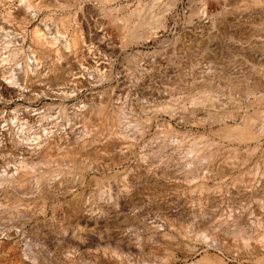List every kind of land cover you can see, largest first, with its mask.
<instances>
[{"label":"rangeland","instance_id":"rangeland-1","mask_svg":"<svg viewBox=\"0 0 264 264\" xmlns=\"http://www.w3.org/2000/svg\"><path fill=\"white\" fill-rule=\"evenodd\" d=\"M110 6L118 11L105 14L101 0H0V60L9 55L12 70L16 69L20 83L29 88L26 98L12 88L0 96V264H194L206 255L223 261L221 264H264V245L256 251L239 243L240 234L255 237L253 244L257 246L264 241V134L249 141H231L223 129L225 124L241 123L245 117L264 111V0H118ZM128 17L133 29L139 23L150 25L136 27L135 35L147 36L138 44L126 45L129 37L121 29V18ZM207 17L214 19L212 24ZM156 24L153 30L149 28ZM217 27L223 28L221 33ZM36 30L44 38L67 32V39H71L76 32L86 46L92 43L93 59L105 66L100 72L105 78L96 72L87 53L82 56L81 49H67L63 39L45 58L34 42ZM32 57L48 77L26 85L23 68ZM52 63L69 70L51 77L47 67ZM80 72H84V82L75 84L72 75L80 76ZM65 80H70L68 89L73 91L68 100L62 93ZM44 91L47 97L38 101L30 98ZM206 97H211L206 104L193 103ZM99 104L109 106V111L122 110L121 126L144 129L123 141L126 158L117 163L116 156H105L97 172L84 178L78 173L53 178L39 191L32 190L30 181L57 167L36 171L14 182L15 186L26 185L20 201L14 200L17 191L11 186L10 175L29 158L26 151L8 142L13 135L23 139L20 122L14 124L15 112L30 109L56 116L66 109L90 115ZM4 119L6 131L2 129ZM63 123L53 127L64 138L59 147L80 149L85 154L100 151L119 128L117 124L112 136L102 132L94 145L83 146L97 128L84 131L80 117L72 124ZM41 125L53 124L35 119L31 139L33 132L42 134ZM172 138L179 143L172 146ZM191 150L216 159L236 157V164L208 176L204 172L212 158L189 164ZM148 175L158 180L150 181ZM239 177L244 178L243 186L235 188ZM121 179L134 180L128 206H133L137 217L111 218L97 226L86 223L83 213L72 217L76 207L100 205L103 190L115 193L121 189ZM76 224L89 225L96 233H78ZM64 230L70 236L61 235ZM117 230L128 232L129 237L119 240L105 235ZM198 230L219 235L223 246L208 247L200 242Z\"/></svg>","mask_w":264,"mask_h":264},{"label":"bare ground","instance_id":"bare-ground-1","mask_svg":"<svg viewBox=\"0 0 264 264\" xmlns=\"http://www.w3.org/2000/svg\"><path fill=\"white\" fill-rule=\"evenodd\" d=\"M104 4H105V8H104V13H108L109 15L111 13H113L116 8H114L113 6L108 7L109 3H116L118 0H101ZM153 1V0H152ZM254 3L257 2V0H253ZM155 3V2H154ZM153 3V4H154ZM259 3V2H258ZM152 5V4H151ZM257 5V4H256ZM205 6V5H203ZM242 6V5H241ZM150 7V6H149ZM206 7V6H205ZM204 7V8H205ZM154 8V7H153ZM140 9V8H139ZM206 9V8H205ZM236 9V8H235ZM262 9V8H261ZM150 10V9H149ZM152 10V9H151ZM198 10V9H197ZM239 10V9H238ZM241 10V9H240ZM118 11V9L116 10V12ZM120 11V10H119ZM237 11V10H236ZM252 11V10H251ZM133 12V11H132ZM166 12V11H165ZM164 12V13H165ZM198 12V11H197ZM235 12V11H234ZM144 13V12H143ZM147 13V12H146ZM199 13V12H198ZM201 13V12H200ZM199 13V15H200ZM236 13V12H235ZM234 13V14H235ZM228 14V13H227ZM226 14V15H227ZM231 14V13H229ZM232 14H233V10H232ZM231 14V15H232ZM251 14V13H250ZM259 14V13H258ZM257 14V15H258ZM103 15V14H102ZM153 15V14H152ZM151 15V16H152ZM162 15V14H161ZM261 15V13H260ZM105 16V15H104ZM116 16V15H115ZM139 16V15H138ZM147 16V15H146ZM155 16V15H154ZM208 16V15H207ZM210 16V15H209ZM250 16V15H249ZM248 16V17H249ZM121 17V16H120ZM123 17V16H122ZM164 17V16H163ZM203 17V16H202ZM226 18L228 16H225ZM231 17V16H230ZM233 17V16H232ZM254 17V16H253ZM101 18V17H100ZM142 18V17H141ZM160 18V17H159ZM167 18V17H166ZM165 18V19H166ZM208 18V17H207ZM211 18V17H210ZM225 18V19H226ZM234 18V17H233ZM237 18V17H236ZM122 22V30L125 31V34H127V37H129L128 42H126V45L131 44L133 42H136L140 39H145L147 38V36L144 34H141L140 36L135 35V31H136V27L142 28L144 26L149 25V23H139L136 24L134 29L131 27L132 24V19L131 17L128 18H121ZM205 19V18H204ZM209 19V18H208ZM229 19V18H228ZM231 19V18H230ZM229 19V21L232 23V21ZM239 19V18H237ZM236 19V21H238ZM151 20V19H150ZM161 20H162V16H161ZM167 20V19H166ZM212 20H214L212 18ZM212 20H208L210 21V23L212 24ZM235 20V19H234ZM254 20V19H253ZM144 21V20H143ZM157 21V20H156ZM159 21V20H158ZM191 21V20H190ZM203 21V20H202ZM217 21V20H216ZM226 21V20H225ZM223 20L222 23L225 22ZM239 21L241 22V20L239 19ZM243 21H246L245 18ZM250 21V20H248ZM141 22V21H140ZM205 22V21H203ZM235 21H233L234 23ZM116 23V22H115ZM209 23V22H208ZM215 23V21H214ZM213 23V24H214ZM227 23V21H226ZM230 23V24H231ZM244 23V22H243ZM246 23V22H245ZM197 24V23H196ZM201 24V23H200ZM229 24V25H230ZM236 24V23H235ZM238 24V23H237ZM240 24V23H239ZM238 24V25H239ZM247 24V23H246ZM250 24V23H249ZM103 25V24H102ZM115 25V24H114ZM119 25V24H118ZM166 25V23H165ZM210 25V24H209ZM216 25L214 26V28H216ZM222 25V24H220ZM228 25V24H227ZM228 25V26H229ZM150 26V25H149ZM211 26V25H210ZM226 28L227 32L228 28H230L232 26V24L230 25V27ZM243 26V24H242ZM246 26V25H245ZM244 26V27H245ZM106 27V26H105ZM157 27L156 25H152L151 27H149L150 29L153 30V28ZM213 27V25H212ZM225 27V26H223ZM234 27V26H232ZM231 27V28H232ZM240 27V26H239ZM96 28V27H95ZM100 28V27H99ZM98 28V29H99ZM222 28V27H221ZM220 28V29H221ZM235 28V27H234ZM238 28V27H236ZM218 29V27H217ZM215 29L216 31H220V29ZM223 29V28H222ZM233 29V28H232ZM241 29V28H239ZM238 29V30H239ZM246 29V28H245ZM157 30V28H156ZM206 30H208L206 28ZM212 30H214L212 28ZM236 30V29H235ZM242 30V29H241ZM241 30H239L241 32ZM250 30V29H248ZM138 31V28H137ZM211 31V30H210ZM218 31V32H219ZM225 33V31H222V33ZM236 32V31H235ZM238 32V31H237ZM240 32H238L240 34ZM59 33V32H58ZM82 33V32H81ZM104 33V32H103ZM128 33H130V36H128ZM216 33V32H215ZM221 33V31H220ZM218 33V35L220 34ZM244 33L247 35V33H249L247 31V33L244 31ZM60 34V33H59ZM65 35H55L54 37H47L46 38L43 37V35L41 34L40 30H36L35 32V38H34V42L36 43V45L38 46V48L41 50L42 55L45 58H48L51 54V52L53 51V47L55 45H57L58 43H61L60 39H63L65 41V46L67 49H74V50H78L81 49V55L85 56V53H87L89 55L88 60L90 62H92L93 56H94V51L92 49H94L95 47H93L92 43L89 44L88 46H86V41L83 38H80L77 33L75 32L72 35L71 39H67L66 34L67 32L63 33ZM88 34V33H87ZM156 34V33H155ZM206 34V33H205ZM232 34H234V32H232ZM242 34V33H241ZM244 34V35H245ZM48 35V34H47ZM68 35V34H67ZM148 35V34H147ZM210 35V33H209ZM50 36V35H49ZM229 36V35H227ZM231 36V35H230ZM248 36V35H247ZM250 36V35H249ZM258 36V35H257ZM151 37V36H150ZM149 37V38H150ZM215 37V36H214ZM222 37V36H220ZM233 37V36H232ZM88 38V37H87ZM219 38V37H218ZM217 38V39H218ZM230 38V37H229ZM238 38V37H237ZM241 38V37H240ZM250 38V37H249ZM211 39V38H210ZM225 39V37H224ZM223 39V40H224ZM246 39V38H243ZM248 39V38H247ZM253 39V38H252ZM127 40V39H126ZM235 40V39H234ZM254 40V39H253ZM148 41V40H147ZM226 41V40H224ZM233 41V39H232ZM239 41V40H236ZM233 41V42H236ZM255 41V40H254ZM258 41V40H257ZM260 41V40H259ZM142 42V41H141ZM231 42V41H229ZM259 43H263L259 42ZM138 44V43H137ZM231 44H233L231 42ZM235 44V43H234ZM240 44H242V42H240ZM239 44V45H240ZM92 45V46H90ZM238 45V47H239ZM243 45V44H242ZM247 45V44H246ZM63 46V45H62ZM85 46V47H84ZM256 46V45H254ZM83 47L88 49V52H84L83 51ZM223 47V45H222ZM237 47V46H236ZM64 48V47H63ZM243 48V47H242ZM236 48H234L235 50ZM240 49V48H239ZM255 49V48H254ZM96 50V49H95ZM259 50V49H258ZM16 51V50H15ZM239 52V50H237ZM244 51V50H243ZM246 51V50H245ZM261 51V50H260ZM100 52V51H99ZM106 52V51H105ZM250 52V51H249ZM78 52H76L77 55ZM59 54V53H58ZM229 54V53H228ZM237 54V53H236ZM8 55V54H7ZM61 55V54H60ZM87 55V56H88ZM105 55V54H104ZM15 56V55H14ZM13 56V57H14ZM241 56V55H240ZM9 57V55H8ZM8 57H5L3 59L0 60V96L2 95V92L5 89L8 88H12L15 91H17L20 95L21 98H26L28 96V87L24 85V83H20L19 81V77L18 75H16V73L14 72L15 70H12L13 66H10V60ZM12 57V56H11ZM96 57V56H94ZM100 57V56H99ZM105 57V56H104ZM253 57V56H252ZM260 57V56H259ZM44 58V59H45ZM64 58V57H63ZM101 58V57H100ZM257 58V57H256ZM261 58V57H260ZM77 59V57H76ZM93 59V60H92ZM105 59V58H104ZM259 59V58H258ZM63 60V59H62ZM239 60V59H238ZM263 60V59H262ZM103 61V60H102ZM81 62V61H80ZM83 62V61H82ZM105 62V61H104ZM107 62V61H106ZM94 64V68L96 70V72L98 74L101 75V78H105L103 76V74H101L100 72H102V70H104L105 66L103 65V63H100V60L97 59L96 61L94 60L92 62ZM198 63V62H197ZM42 64V63H41ZM200 63H198L199 66ZM204 64V63H203ZM203 64H201L203 66ZM18 65V63H17ZM25 67L23 68L24 70V78H25V83L27 84H33L34 81H36V79H41L42 76L44 77H48V73L43 75L44 70L42 68V66L40 65V62L37 60V58H31L28 60V62H26ZM77 65V64H76ZM83 65V64H82ZM243 65V64H242ZM241 65V66H242ZM15 66V65H14ZM67 66V64H66ZM71 66V65H70ZM197 66V65H196ZM197 66V67H198ZM207 66V65H206ZM209 66V65H208ZM207 66V67H208ZM222 66V65H221ZM17 67V66H16ZM74 67V66H73ZM212 67V66H211ZM216 67V66H215ZM204 68V67H203ZM47 69H49V72L51 73V77H56L59 75V71L63 70V74L66 72V70H69V67H67L66 69L64 67H62L61 65L57 64V63H52L50 64L49 67H47ZM209 69V68H208ZM239 69V68H238ZM71 70V69H70ZM73 70V69H72ZM77 70V69H76ZM75 70V71H76ZM86 70V69H85ZM198 70V69H197ZM237 70V69H236ZM243 70V69H242ZM87 71V70H86ZM203 71V70H202ZM233 71V70H231ZM201 72V71H200ZM67 73V72H66ZM69 73V72H68ZM206 73V72H205ZM80 76H77V74L72 75L75 78L73 79V81L75 82V84H81L82 82H84L85 79V75L84 72H80L78 73ZM214 74V73H213ZM92 75V74H91ZM95 74H93L94 76ZM91 77V76H90ZM71 78V77H70ZM100 78V76H99ZM203 78V77H202ZM24 80V79H23ZM72 80V79H71ZM70 80H65V83H63V87L64 90L62 91L63 95L66 96V100L71 98V94L73 91H70V89H68V87L70 86L69 84ZM30 82V83H29ZM38 82V81H37ZM73 82V83H74ZM91 82V81H90ZM89 82V83H90ZM95 82V81H94ZM94 82H91L94 83ZM96 84V83H95ZM99 84V83H98ZM31 86V85H30ZM36 86V85H35ZM81 88V87H80ZM44 90V89H43ZM32 92V90H31ZM49 94L47 92H41V94H35L33 96H31L30 98L38 101L39 99H42L43 97H47ZM202 97V96H201ZM65 98V97H64ZM74 98V97H72ZM213 98V97H212ZM6 99V98H5ZM8 99V98H7ZM47 100V99H46ZM211 97H206L203 98L201 101L198 98L197 100H193V103H202L203 102H207L210 101ZM75 101V100H74ZM205 102V104H206ZM33 103V102H32ZM67 103V102H66ZM39 106V105H38ZM65 106V105H64ZM109 106L107 105H103V104H99L97 105L95 108L92 109L91 114L90 115H85L84 110H81L80 113L74 111L69 112L66 109H64L60 114L58 112V114L56 116L50 114H42V113H38V110H34L36 113L34 114L32 110L30 109H26L25 111H23L22 113L20 112H15L14 114V124L16 125L17 123L20 122V126L18 127V130L21 129V134H23V139H20V136L16 137L15 135H13L10 139H9V143L20 148L21 151L23 152H27L29 154V158L25 159V162H23V165H21V167H19V169H17L16 171H14L15 173H13V175L11 174V178H10V182H11V186H14V188L16 189V193L13 190V199L14 200H19V196L24 192V186H18V185H14V182H17L18 179H20L21 181L26 178L29 174L35 173L36 171H44L45 169H52L55 168L54 166L57 167V169L52 172V173H45L42 172L41 175H39L38 177L34 178L33 180L30 181L29 184H31V188L32 190L37 189L38 191L41 190V186L46 184L49 180L53 179V178H57V177H61V176H73L76 175L77 173L80 174L81 178H84L86 175L91 174L93 172H97L98 170L101 169L102 165H101V159L105 158V156L108 155H114L116 156V162L117 163H121L125 158H126V154L127 152L124 151V148L122 147V145H124L125 143L123 142L124 140H126L127 138H129L130 134H136L138 133L137 130L139 131H144V129H136V127L133 129L131 128L130 125L128 126H121V115H122V110H118V111H114V110H110L107 108ZM85 108V107H84ZM169 108V107H168ZM88 109V108H87ZM19 110V109H18ZM187 110V109H186ZM15 111V110H14ZM83 112V113H81ZM175 116L177 115L176 113L174 114ZM38 116V117H37ZM81 118L84 123H85V128L84 131L88 132L91 128L96 127L97 129L94 132V136L90 139V140H85L83 143V146H87V145H94L95 142L99 141L101 138V135H103L102 132L104 133H108L109 135L112 136V132L113 129L117 126H119V128L116 130L114 129V135L115 137L111 138L110 141L107 142V144H105L100 151H96L94 150V152H92L91 154H85L82 152V150L80 149H65L62 150L59 145L58 142H61L62 138V133H57L56 131L53 130V127H57L58 125L62 124V121H64L63 125H66L67 123H71L72 124V120L77 119V118ZM4 118V117H3ZM35 119L39 120H44L47 122V124H53L51 127H49L48 125L44 126L41 125L39 128H41L42 130V134L38 135L37 133L33 132L35 134V137L31 139V136L33 135L31 132L35 129V127L32 126V123L35 121ZM12 120V119H11ZM182 120V119H181ZM3 122L5 123V125L2 126V129L5 130V127L8 126L7 121L4 119ZM82 123V122H81ZM13 124V125H14ZM41 124V123H40ZM39 124V125H40ZM62 125V126H63ZM18 126V124H17ZM69 127V125H68ZM17 128V127H16ZM14 127V129H16ZM139 128V127H138ZM65 129V128H64ZM224 132H225V137L228 140H235V141H240V142H244V141H249L252 139H258L259 137L263 136L264 134V111L263 112H258L254 115H249L247 117H245L241 123H235L234 125H227L225 124V126L223 127ZM17 130V129H16ZM101 130V131H100ZM6 131V130H5ZM12 131V130H11ZM112 131V132H111ZM171 131V129H170ZM8 132V130H7ZM15 132V131H14ZM66 132V130H65ZM39 133V132H38ZM26 134H28L27 136H25ZM32 134V135H31ZM170 135H172V133H169ZM4 135V134H3ZM31 135V136H30ZM64 135V134H63ZM66 135V134H65ZM90 135V134H89ZM110 136V137H111ZM134 136V135H133ZM22 137V136H21ZM86 137V136H85ZM117 138V139H116ZM2 139V138H1ZM65 141V140H64ZM176 141V142H175ZM165 142V141H164ZM171 142V141H170ZM178 139L175 140V138H172V146L177 145ZM60 144V143H59ZM61 145V144H60ZM169 145V144H168ZM161 147V146H160ZM169 147V146H168ZM155 149V148H154ZM158 149V148H157ZM166 151V149H165ZM164 151V152H165ZM153 154H157L158 152H152ZM225 155V154H224ZM168 156V155H167ZM208 158H212L209 159V166L207 167V171L204 172V174L210 176V174H216L218 172H223V170L225 168L228 167H233L236 164V157H231L228 155L225 156H221V157H217V159L215 158V156L213 155L212 157H207V156H203L201 153V150L199 151H195V150H191L189 153V164H194V163H203L205 160H207ZM186 166V165H185ZM198 169V168H197ZM151 172V170H150ZM154 173V172H153ZM197 173V172H196ZM203 173V172H202ZM201 173V174H202ZM150 174V173H149ZM198 175V174H197ZM77 176V175H76ZM200 176V175H199ZM78 178V177H77ZM248 178H250L248 176ZM147 179L152 181V180H158L156 176L151 175V176H147ZM146 179V180H147ZM202 181V180H201ZM9 182V183H10ZM54 182V181H53ZM119 185L121 187V189H117L115 193H112L109 191H104L102 193H100L99 198H100V205L93 207L91 209L85 208V207H76V209L74 210V214L73 216H82L81 214L83 213L84 217L86 218V223H91L94 224V226L99 225L100 223H109V220H111V218H115L118 219L122 216H126L128 219L129 218H134L137 217L136 216V211L132 210L131 207H133L132 205L128 206V198H129V193L133 188V181H128L127 179H121L118 180ZM133 182V183H132ZM248 182L251 183L252 179H248ZM244 183V178L243 177H239L237 178V180L235 181V185L233 187H237V185H241L243 186ZM49 184V183H48ZM233 184V183H232ZM119 187V188H120ZM251 187V186H249ZM29 188V187H28ZM178 189V188H177ZM176 189V190H177ZM179 191V190H178ZM26 194V193H25ZM20 201V200H19ZM15 202V201H14ZM98 203V202H97ZM127 213V214H126ZM132 213V214H131ZM78 218V217H77ZM80 222V221H79ZM89 225H85L82 226L81 224H76L75 226V230L78 233H86L87 231L89 232H95L94 230L90 229L88 227ZM174 226V225H173ZM238 226V224L236 225ZM234 229V228H233ZM228 230H232V226L228 229ZM180 231L182 233V235L186 234V230L181 227ZM238 231V230H236ZM96 233V232H95ZM61 235L65 236H70V232L67 230H64L62 233H60ZM72 236H75V231L72 232L71 234ZM105 235H107V237H116L119 240H124L127 238V236L129 237V233L125 232L124 230L120 231H114L112 233H106ZM230 235V234H229ZM242 237V241H240L239 243L242 242V245L240 244V246H243L244 248L251 250V249H255L256 251L258 249H263L262 246L264 245V241H261V246H257L255 244H253V240L256 239L253 236H249V235H243L240 234ZM98 237L102 238L103 234H98ZM197 238H199L198 240L202 243L207 244L208 247H215L219 244L222 245V241H220V236L219 235H213V234H209L207 233L205 230H198V234H197ZM223 246V245H222ZM240 246H236V247H240ZM226 247V246H225ZM235 247V245H234ZM251 247V248H250ZM221 248V247H219ZM218 248V249H219ZM224 248V247H223ZM227 250H231L230 248L226 247ZM225 249V250H226ZM224 250V249H223ZM234 251V250H233ZM226 252V251H225ZM232 252V250H231ZM171 258V256L169 257ZM221 262L223 261H219V259L213 258L210 255H206L205 257H203L200 261L195 262L194 264H221ZM35 264V263H34ZM223 264V263H222Z\"/></svg>","mask_w":264,"mask_h":264}]
</instances>
